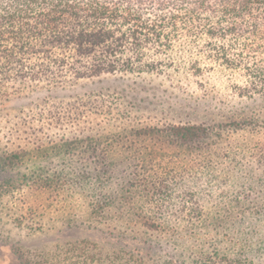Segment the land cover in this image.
I'll use <instances>...</instances> for the list:
<instances>
[{
  "label": "trees",
  "instance_id": "obj_1",
  "mask_svg": "<svg viewBox=\"0 0 264 264\" xmlns=\"http://www.w3.org/2000/svg\"><path fill=\"white\" fill-rule=\"evenodd\" d=\"M120 73L197 77L203 97L225 75L236 96L264 99V0H0L1 96ZM79 115L70 144L96 153L102 138ZM105 141L99 176L117 191L94 209L121 207L135 229L117 264H264V119L123 123ZM250 178L260 198L246 205Z\"/></svg>",
  "mask_w": 264,
  "mask_h": 264
},
{
  "label": "rangeland",
  "instance_id": "obj_2",
  "mask_svg": "<svg viewBox=\"0 0 264 264\" xmlns=\"http://www.w3.org/2000/svg\"><path fill=\"white\" fill-rule=\"evenodd\" d=\"M225 77L219 75L214 97L202 96L197 77L180 83L146 73L104 74L21 99L0 95V264H117L133 248L135 229L118 220L121 207L94 209L98 196L117 191L99 176L107 132L123 123L264 119V99L236 96ZM80 111L90 115L102 138L96 153L70 144L84 127L74 120ZM241 181L243 189L252 186L242 195L246 205L260 198L259 181ZM225 185L218 195L234 184ZM259 221L261 240L264 217Z\"/></svg>",
  "mask_w": 264,
  "mask_h": 264
}]
</instances>
